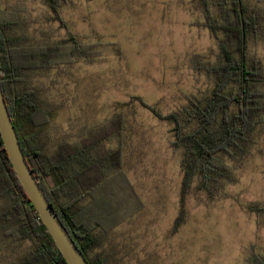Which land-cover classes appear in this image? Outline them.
Returning <instances> with one entry per match:
<instances>
[{
	"label": "rangeland",
	"instance_id": "374dc122",
	"mask_svg": "<svg viewBox=\"0 0 264 264\" xmlns=\"http://www.w3.org/2000/svg\"><path fill=\"white\" fill-rule=\"evenodd\" d=\"M245 1L264 9V0ZM1 2L2 11L17 14L15 32L29 44L75 37L88 48L92 60L75 55L72 64L26 78L54 113L41 136L51 152L62 143L120 132L121 165L112 175L125 181L113 179L106 188L134 213L101 235L99 251L110 264H244L252 250L264 255V215L247 210L249 204L264 205V123L236 171L238 182L212 202L190 193L177 226L181 155L171 144L172 126L142 104L168 114L211 87L194 61H216L219 48L210 31L197 25L204 18L195 0H68L60 8L64 25L45 0ZM249 52L264 66V32L250 39ZM118 145L117 138L105 143ZM30 246L0 238V264H18Z\"/></svg>",
	"mask_w": 264,
	"mask_h": 264
},
{
	"label": "trees",
	"instance_id": "16d2710c",
	"mask_svg": "<svg viewBox=\"0 0 264 264\" xmlns=\"http://www.w3.org/2000/svg\"><path fill=\"white\" fill-rule=\"evenodd\" d=\"M68 0H45L64 25L60 8ZM202 11L198 26L207 28L219 48L214 62L196 57L195 69L211 87L188 97L178 111L162 114L143 103L159 119L172 126V147L181 155L179 226L186 215L187 196L203 193L214 201L226 185L238 182L236 171L249 157L255 135L264 123V66L249 52V41L264 32V9L245 0H195ZM17 14L0 10V82L25 157L42 190L89 264H110L100 252L101 235L110 232L134 211L120 204L107 190L121 165V137L101 134L73 145L46 148L41 136L52 125L54 113L41 99L40 88L26 74L72 64L75 55L87 60L88 48L75 37L52 44H29ZM14 30V32H12ZM117 138L115 148L105 143ZM56 154V155H55ZM117 178V179H116ZM117 183H113L112 185ZM113 187V186H112ZM250 213L264 215V205H247ZM0 238L13 243L29 242L18 264H68L31 204L2 142L0 134ZM244 264H264L254 250Z\"/></svg>",
	"mask_w": 264,
	"mask_h": 264
},
{
	"label": "water",
	"instance_id": "95a60500",
	"mask_svg": "<svg viewBox=\"0 0 264 264\" xmlns=\"http://www.w3.org/2000/svg\"><path fill=\"white\" fill-rule=\"evenodd\" d=\"M0 134L19 182L65 261L68 264H89L42 190L25 157L6 104L1 82Z\"/></svg>",
	"mask_w": 264,
	"mask_h": 264
},
{
	"label": "flooded vegetation",
	"instance_id": "af4514ba",
	"mask_svg": "<svg viewBox=\"0 0 264 264\" xmlns=\"http://www.w3.org/2000/svg\"><path fill=\"white\" fill-rule=\"evenodd\" d=\"M1 1H2V0H0V10L2 11V8H1V3H2V2H1ZM3 12H4V11H3ZM11 13H12V12H11Z\"/></svg>",
	"mask_w": 264,
	"mask_h": 264
}]
</instances>
